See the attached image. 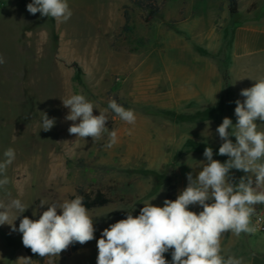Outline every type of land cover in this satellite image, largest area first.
Listing matches in <instances>:
<instances>
[{
    "label": "rangeland",
    "instance_id": "rangeland-1",
    "mask_svg": "<svg viewBox=\"0 0 264 264\" xmlns=\"http://www.w3.org/2000/svg\"><path fill=\"white\" fill-rule=\"evenodd\" d=\"M29 3L0 0V161L8 148L16 154L0 199L20 198L29 206L15 221L18 228L23 216L35 220L47 210L41 202L74 199L78 188L103 192L110 202L88 209L92 241L31 260L97 264L102 231L129 213L139 216L146 202L163 207L169 184L175 200L187 187V174L195 177L200 162H207L206 147L214 160L229 159L219 155L223 141L216 129L225 117L235 125V101L245 99L240 89L264 78L260 51L251 56L249 86L243 74L245 83L230 95V81L244 73L247 61L236 56V42L243 30L264 27V0H237L234 16L227 0H164L152 19L128 0H68L72 16L66 22L29 13ZM72 94L93 102L94 115L115 100L134 110L136 122L128 124L109 109L106 126L117 132L111 148L107 135L95 142L77 139L68 132L73 122L65 120L69 109L62 103ZM42 112L56 119L50 131L41 129ZM256 123L260 131L264 122ZM245 175L230 170L235 183ZM221 248L225 258H239L242 249L264 257V234L228 232ZM164 255L171 264V250ZM21 256L29 257L22 234L0 225V264H18Z\"/></svg>",
    "mask_w": 264,
    "mask_h": 264
},
{
    "label": "clouds",
    "instance_id": "clouds-1",
    "mask_svg": "<svg viewBox=\"0 0 264 264\" xmlns=\"http://www.w3.org/2000/svg\"><path fill=\"white\" fill-rule=\"evenodd\" d=\"M27 11L52 17L57 22H66L72 16L68 0H32ZM4 62L0 56V64ZM240 95L245 99L235 101V125L225 117L216 129L223 141L219 155L229 159L224 163L214 160L212 148L206 147L203 155L207 162H200L202 170L195 177L191 172L187 174V187L175 200L165 199L163 207L146 202L139 216L129 213L126 219L102 231L97 241V264H169L164 255L169 250L171 264H242L234 256L225 258L221 254V238L228 232L240 235L257 231L251 218L255 205L264 204V190H259L264 186V132L258 131L256 123L258 119L264 122V78L242 89ZM62 103L69 109L65 120L73 122L68 128L69 134L85 142L88 137L95 142L107 135L108 148L117 141V132L109 131L106 126L109 109L128 124L136 122L134 110L125 109L115 100H110L106 109L99 110V115L93 114L97 107L83 94H72ZM42 113L41 129L50 131L56 119ZM231 136L235 137V143ZM3 156L0 189L9 183L6 172L16 158L15 150L8 148ZM232 169L248 175L235 183L230 177ZM45 204L47 210L39 219L23 216L17 228L15 221L29 206L20 198L7 202L0 199V225L7 224L11 231L21 233L23 245L43 258L59 256L70 245L77 242L83 245L95 238L93 218L84 206L83 197L40 205ZM192 205H199L203 210L190 211ZM31 260L21 256L17 262L31 264Z\"/></svg>",
    "mask_w": 264,
    "mask_h": 264
},
{
    "label": "crops",
    "instance_id": "crops-1",
    "mask_svg": "<svg viewBox=\"0 0 264 264\" xmlns=\"http://www.w3.org/2000/svg\"><path fill=\"white\" fill-rule=\"evenodd\" d=\"M260 51L264 52V27L263 28L262 27H256V28L249 27L245 30V32L243 30L241 33V37L238 38L236 42L235 53L237 57L247 58V61H245L244 73L242 71L239 75H237L236 77L233 78V80L230 81V86H229L230 95H231V92H233L234 90L235 92L238 90V86L240 84L245 83L244 77H246V81H247L246 84L248 85L249 83L247 80L248 74L250 72V69L252 70V66L254 63V61L251 60V56H253L254 54ZM260 64L264 65V61H262ZM243 74H246V75L242 77ZM260 131L264 132V125L260 129ZM259 190H264V186H262V188ZM260 206H264V204L255 205V207H260ZM240 253L241 255L239 256L238 259L242 261V264H264V257H262L263 253L261 252H257V251L255 252L252 250L246 251L242 249Z\"/></svg>",
    "mask_w": 264,
    "mask_h": 264
},
{
    "label": "trees",
    "instance_id": "trees-1",
    "mask_svg": "<svg viewBox=\"0 0 264 264\" xmlns=\"http://www.w3.org/2000/svg\"><path fill=\"white\" fill-rule=\"evenodd\" d=\"M134 5L141 7L143 10L148 12V18L152 19L159 12L160 5L164 0H128ZM238 3L237 0H227V11L231 16L237 14ZM124 21H128V14L126 11H123ZM77 78V74H76ZM79 196L83 197L84 206L87 209L99 208L106 205L110 202V199L101 191H86L81 188L77 189ZM175 197V187L173 184H169L167 187V196L166 199L174 200ZM26 254L33 260L42 261L43 257H40L38 254H33L30 248L25 247Z\"/></svg>",
    "mask_w": 264,
    "mask_h": 264
},
{
    "label": "built area",
    "instance_id": "built-area-1",
    "mask_svg": "<svg viewBox=\"0 0 264 264\" xmlns=\"http://www.w3.org/2000/svg\"><path fill=\"white\" fill-rule=\"evenodd\" d=\"M255 209V214L251 219L257 231L253 234H264V206L256 207Z\"/></svg>",
    "mask_w": 264,
    "mask_h": 264
},
{
    "label": "water",
    "instance_id": "water-1",
    "mask_svg": "<svg viewBox=\"0 0 264 264\" xmlns=\"http://www.w3.org/2000/svg\"><path fill=\"white\" fill-rule=\"evenodd\" d=\"M66 253H70L71 252V249H70V246L66 249V250H64Z\"/></svg>",
    "mask_w": 264,
    "mask_h": 264
}]
</instances>
